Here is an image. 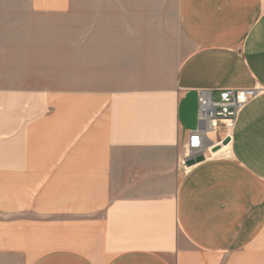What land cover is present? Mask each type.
Returning a JSON list of instances; mask_svg holds the SVG:
<instances>
[{
	"label": "crops",
	"instance_id": "obj_1",
	"mask_svg": "<svg viewBox=\"0 0 264 264\" xmlns=\"http://www.w3.org/2000/svg\"><path fill=\"white\" fill-rule=\"evenodd\" d=\"M5 1L0 264H264V0H177L184 53L159 0H93L40 78L38 15L78 0ZM226 88L256 93L187 165L199 93Z\"/></svg>",
	"mask_w": 264,
	"mask_h": 264
},
{
	"label": "rangeland",
	"instance_id": "obj_2",
	"mask_svg": "<svg viewBox=\"0 0 264 264\" xmlns=\"http://www.w3.org/2000/svg\"><path fill=\"white\" fill-rule=\"evenodd\" d=\"M8 1H5V5H8ZM11 3V2H10ZM93 0H78L73 10L72 15H38L37 24L39 26V66L38 75L39 78L44 76L45 73V45L49 42H62L77 40V26H78V11L83 9H92ZM155 11L162 12V23L160 17V35L164 32L165 42L167 47L172 45L174 47L181 46L182 52L188 50V43L183 33L180 31V27L177 20V0H159L152 7ZM22 14V24H24V11L18 12ZM7 24L9 19L6 18ZM163 28V30H161ZM52 31V32H51ZM218 95L215 97L217 98Z\"/></svg>",
	"mask_w": 264,
	"mask_h": 264
},
{
	"label": "built area",
	"instance_id": "obj_3",
	"mask_svg": "<svg viewBox=\"0 0 264 264\" xmlns=\"http://www.w3.org/2000/svg\"><path fill=\"white\" fill-rule=\"evenodd\" d=\"M254 89H220L218 97L212 92L202 91L198 95L200 127L191 131L185 150L188 156H204L201 148L204 145V134L207 127L216 129L221 123L225 138H230L235 126L236 118L244 104L255 95ZM208 112V120H206Z\"/></svg>",
	"mask_w": 264,
	"mask_h": 264
},
{
	"label": "water",
	"instance_id": "obj_4",
	"mask_svg": "<svg viewBox=\"0 0 264 264\" xmlns=\"http://www.w3.org/2000/svg\"><path fill=\"white\" fill-rule=\"evenodd\" d=\"M199 127H200V123H199ZM199 127H198V128H199ZM201 158H202V157H199L198 159H194L193 157H188V158L185 160V163H186L187 165H190V164H192L193 162H196V161L201 160Z\"/></svg>",
	"mask_w": 264,
	"mask_h": 264
},
{
	"label": "bare ground",
	"instance_id": "obj_5",
	"mask_svg": "<svg viewBox=\"0 0 264 264\" xmlns=\"http://www.w3.org/2000/svg\"><path fill=\"white\" fill-rule=\"evenodd\" d=\"M206 120H208V112H207Z\"/></svg>",
	"mask_w": 264,
	"mask_h": 264
}]
</instances>
